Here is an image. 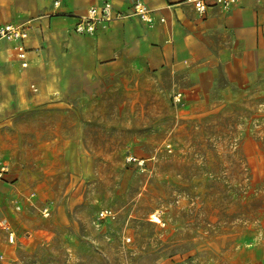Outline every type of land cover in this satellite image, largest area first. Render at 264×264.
Listing matches in <instances>:
<instances>
[{"label":"rangeland","instance_id":"374dc122","mask_svg":"<svg viewBox=\"0 0 264 264\" xmlns=\"http://www.w3.org/2000/svg\"><path fill=\"white\" fill-rule=\"evenodd\" d=\"M60 2L0 0V264H264V72L85 73Z\"/></svg>","mask_w":264,"mask_h":264},{"label":"crops","instance_id":"0c3cea01","mask_svg":"<svg viewBox=\"0 0 264 264\" xmlns=\"http://www.w3.org/2000/svg\"><path fill=\"white\" fill-rule=\"evenodd\" d=\"M101 1L64 0L58 7L85 14L87 8ZM108 1L114 8L129 12L135 0ZM140 1L151 10V25L130 16L97 28L94 35H81L87 45L80 52L88 63L85 73L108 66L130 67L134 72L193 68L198 66L200 57L209 58L204 72L216 71L219 62L225 67L234 65L240 70L264 72V1L238 0L227 10L211 6L201 15L184 0ZM8 165L4 178L11 174ZM7 218L0 203V224Z\"/></svg>","mask_w":264,"mask_h":264},{"label":"built area","instance_id":"2783aa9c","mask_svg":"<svg viewBox=\"0 0 264 264\" xmlns=\"http://www.w3.org/2000/svg\"><path fill=\"white\" fill-rule=\"evenodd\" d=\"M191 5L195 12L199 15L206 12L211 6H217L221 9L227 10L234 6L238 0H184ZM264 1V0H262ZM59 1L55 2L58 5ZM136 16L142 22L149 25L153 23V17L151 10L146 4L140 0H135L131 6L129 12H124L114 8L112 3L108 0H103L101 3L95 6L87 8L84 15L76 18L72 25V30L79 35H94L97 28H106L107 25L114 21L120 20L126 17ZM161 22L163 18L159 19ZM0 39L11 41L14 43V51L16 58L21 62L22 66H26L28 63V50L26 48V40L28 39V33L24 28H21L12 24H4L0 26ZM9 171L8 163L0 160V180H2L5 174ZM33 196V195H32ZM16 210L20 209V205H15ZM42 215L47 217L49 215V207L45 206L42 209ZM115 214L110 208H103L96 214L97 221L112 220ZM1 225L7 230V240L9 243H14L16 238L14 230L10 229L8 222L3 220Z\"/></svg>","mask_w":264,"mask_h":264},{"label":"bare ground","instance_id":"6f19581e","mask_svg":"<svg viewBox=\"0 0 264 264\" xmlns=\"http://www.w3.org/2000/svg\"><path fill=\"white\" fill-rule=\"evenodd\" d=\"M151 218H152V219H156V218H157V216H156V215H154V214H152V215H151Z\"/></svg>","mask_w":264,"mask_h":264}]
</instances>
